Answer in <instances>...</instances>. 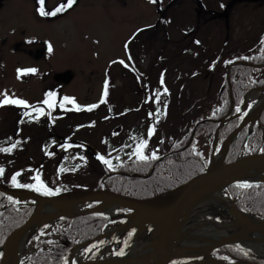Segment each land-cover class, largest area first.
Instances as JSON below:
<instances>
[{
  "label": "rangeland",
  "instance_id": "374dc122",
  "mask_svg": "<svg viewBox=\"0 0 264 264\" xmlns=\"http://www.w3.org/2000/svg\"><path fill=\"white\" fill-rule=\"evenodd\" d=\"M41 1L44 7L51 8L54 4L64 0ZM227 1L201 0L199 4L197 0H177L175 4L167 7V4L172 0H159L161 10H163V7H167L164 8L165 22L159 23L161 13H158L155 4L151 0H78L71 11L54 21L40 18L36 14L34 0H8L0 11V64L3 65V67H0V88L7 87L10 78V87H12L14 83L13 76L19 79L18 74L14 72L16 68L36 70L39 67L40 70L26 74L33 73L32 78L35 80V78H38L36 76L38 73L49 72L51 75L69 73L71 80L68 85L64 86V93L79 97L82 101L81 104H86L85 102L97 99V94H99L106 76L113 75V84L118 90L117 95H120L122 89L131 87L119 76L124 72L121 66L127 56V47L130 56L144 58L141 61L145 66L143 71L146 72L148 70L146 66L158 55V50L165 47V50L171 51L170 54H172L175 43L180 42L181 49L183 50L186 47L191 50V53L182 54L178 59L169 61L171 69L175 65L178 70L172 73L171 70L167 69L163 84L167 87L180 77V79H184V82L180 84L176 82L174 85L175 91H178L185 85L186 80L187 84L182 91L186 92L189 100L187 96L185 98L181 97L187 102L182 111L180 109L176 110L175 107L167 109L171 110V114L162 127L167 128L168 123L171 122L173 124L167 128L169 129L168 132L165 129L163 130L167 133L163 146L160 149H155L157 153L162 154L171 149V144L176 141L175 137L180 135V132L192 126L196 121H204L208 114L207 108H198L197 105L202 104L205 100V94H210L216 90L214 88L216 85L215 76L203 73L208 66L205 60L197 61L203 65L197 67L195 72L199 74L192 77L189 83L186 78L189 74L186 77L184 74L189 72V65L181 60L186 57V60L189 58L192 64L196 65L195 59H199L198 56L193 55L196 51L200 55L208 56L215 52L218 58L227 60L236 55H245L248 50H253L258 46L256 41L262 33L264 4H254L252 0H248V2L242 0L233 2L234 0H232V6L229 7L227 15L228 18L206 16L214 12H209L210 8L214 9L217 5L220 7L218 3H226ZM200 5L206 10L205 13L200 12L202 9ZM186 12L190 16H186ZM169 16H173L172 22L166 23ZM154 24L156 29L153 30ZM190 29L193 31L192 33H188ZM139 31H143V34L136 37ZM224 39H226L227 46L223 44ZM196 45L201 46L196 47ZM15 46L16 49H14ZM39 46L48 47V49L51 46V52L48 50L46 53L51 64L45 65L42 64L44 61L35 59L39 54L38 50L41 49ZM228 46L230 51L227 53ZM190 54L191 56L188 57ZM8 60L12 63L5 64ZM221 63L222 61L216 65L219 68L217 74L221 72ZM40 64L42 65L40 66ZM34 80L17 88L26 93L34 91L33 97L35 99L40 92L41 85H36ZM36 82L40 83L39 81ZM148 83L151 87V81H148ZM112 93H114V90H112ZM112 95H115V93ZM133 99L134 95L127 96L130 104H133ZM194 99L195 101H193ZM77 101L79 102V99ZM189 105H193V107L191 106L192 108L189 109ZM89 111H86V113ZM104 113L105 115H103ZM76 115V121L78 123L84 122L85 126L82 130L76 132L73 139L84 142L95 152H104L105 145L101 142V137L103 134L109 136L107 132L114 135L110 140H113V144L118 146H121L120 143L125 140L130 143L133 139L131 136L127 138L124 135V127L116 129L114 128L116 125L111 128L107 127V125H113L115 119L114 117H108L104 108L93 113L91 117L90 114L86 116ZM186 115H189V120L182 127L181 122ZM102 117H105V119H102ZM71 119L74 118L71 117ZM26 131L27 129L25 131L23 129L24 133ZM65 133L67 134V130H65ZM159 133L162 134V130ZM35 134L36 137H43L42 130ZM85 148L81 149L90 152L88 148ZM81 149L79 151L84 153ZM26 152L29 155L36 154L38 157L41 154L40 149L34 142L27 145ZM70 154L72 155L69 156ZM57 159L61 162V170L58 169L55 160H50L48 170L45 171L44 175L42 169L39 173L37 172L43 183L55 185L61 181L64 188L82 191L85 189L92 190L94 184L98 182L101 173L99 162L96 161L90 164L87 166L89 168H83L84 164L81 160H76L74 151L66 154L63 150L57 156ZM1 162L6 164L8 156L6 160H1ZM9 167L10 165H6L7 170ZM60 177H64V180H60ZM33 183L35 184L36 181ZM214 200L216 199L214 198ZM214 200L212 197L210 201ZM224 217L220 213L219 218L224 219ZM147 231L152 232L153 229L147 228ZM195 259V261H198L199 258Z\"/></svg>",
  "mask_w": 264,
  "mask_h": 264
},
{
  "label": "water",
  "instance_id": "95a60500",
  "mask_svg": "<svg viewBox=\"0 0 264 264\" xmlns=\"http://www.w3.org/2000/svg\"><path fill=\"white\" fill-rule=\"evenodd\" d=\"M3 1L0 0V8ZM261 90H264V88ZM244 104L245 100L243 101ZM263 107L264 98L260 101L254 116L244 118L241 121L238 128L222 144L217 155H215V135L211 162L204 172L180 186L175 191L154 200H135L105 190L95 192H66L53 197H41L23 190L9 189L0 181V191L3 193L36 201L32 216L21 228L9 236L0 251L4 255H8L10 264H18L19 244L24 232L38 225L53 222L60 218L85 214L77 213L75 209L87 203H99V206L92 210L91 213L100 212V207L107 209L117 207L130 210L134 214H139V216L162 218L163 220L160 221L163 227L159 232V239H156L151 245L158 246L164 243V246L161 247V250H158L159 252L154 251L149 254L128 253L77 264H172L180 259L201 256L200 254H193V252L198 250L202 245L212 246L209 252L225 245L239 246L251 252L247 248V245L251 241H254L258 235H264V220H255L252 217L249 219L246 218L248 216H245L243 212L237 210L233 204L231 216L224 210L222 212L230 216V220L236 226H241L242 232L239 234L241 238L221 237L201 239V237H196L186 242L185 227L187 218L194 210V207L207 201L218 191H226L227 187L233 184L252 185L264 183V152L240 156L237 160L231 162L225 161L227 149L239 131L247 124L256 122ZM247 176H256V178L248 182H238V178ZM49 210L51 213H47ZM137 219L138 216L134 222H137ZM226 221L229 222L228 220H224L223 223ZM99 239L101 237L97 238V240Z\"/></svg>",
  "mask_w": 264,
  "mask_h": 264
},
{
  "label": "trees",
  "instance_id": "16d2710c",
  "mask_svg": "<svg viewBox=\"0 0 264 264\" xmlns=\"http://www.w3.org/2000/svg\"><path fill=\"white\" fill-rule=\"evenodd\" d=\"M155 4V8L158 13H161L162 20H165L164 13L166 8L160 9L159 0H151ZM75 1L72 0V3ZM71 3V4H72ZM174 4L176 2H173ZM71 5L67 3L65 10ZM71 8V7H70ZM70 8L68 10H70ZM165 8V9H164ZM164 22V21H163ZM262 51L258 54L247 55L240 57L238 60L245 63V65H237L232 67L229 73V83L226 80V73L223 75V91L218 97L217 104L211 114V121L208 124L199 127L197 134L203 131L209 132L211 138L218 123L225 117L230 108V90L233 99L236 104H240L244 94L255 87L264 86V73H260L264 70V44L262 45ZM234 62L229 61L224 65L227 69L228 66ZM258 78V79H256ZM259 124L264 130V109L261 113ZM238 124V120H232L228 122L220 133V139L223 140ZM189 140V135L185 138L184 144L178 145L171 156L160 160V157H156L148 154H142L147 157L145 160H139L134 156L131 162L127 165L113 164V171L118 173V176L112 178L107 183V188L112 192L119 193L121 195L133 197L136 199L149 198L159 194L162 191L174 189L177 186L187 182L192 177L200 174V169L203 170L207 166V162L203 155H197L194 150L195 140L184 149V145ZM244 140V134L237 138V140L231 145L228 153L227 160H234L238 156L240 146ZM19 159L17 162L20 165ZM120 166V167H119ZM16 168L9 167L8 173L15 171ZM151 171V174L143 178ZM107 171H105L106 173ZM228 192L231 197L237 200L236 205L239 209L254 212L261 216H264V185L259 186H232L228 188ZM3 195L0 194V206L3 202ZM32 213V208L27 207L23 211H16L13 209L7 210L0 214V240L3 243L6 237L18 226H20ZM107 219H104L96 215H88L77 217L73 220H68L70 228L63 237V245L55 247L54 250L49 252H43L34 257L32 260L37 264H60L61 257L67 248V245L72 244V239H78L80 242H85L96 237L106 225ZM0 243V246L3 244ZM68 243V244H66ZM219 255H226L234 258L237 261H252L244 252L237 250L233 247H225L218 250ZM253 262V261H252ZM258 264H264V262H258Z\"/></svg>",
  "mask_w": 264,
  "mask_h": 264
},
{
  "label": "flooded vegetation",
  "instance_id": "af4514ba",
  "mask_svg": "<svg viewBox=\"0 0 264 264\" xmlns=\"http://www.w3.org/2000/svg\"><path fill=\"white\" fill-rule=\"evenodd\" d=\"M7 2V1H6ZM4 2L2 4L3 5L6 3ZM2 10V8H1ZM0 10V11H1ZM40 47V46H39ZM17 47L15 46L14 49H16ZM41 49H39V54H37L36 56V60H42L44 62H42V64L48 65V62L46 60V58H42L45 54V48L42 46L40 47ZM35 56V54L33 55V57ZM31 57V56H29ZM178 59V58H176ZM137 60L140 61V58H129V62L127 63L129 65V63L131 64V61ZM12 61L8 60L7 62H5V64H11ZM40 64V65H42ZM139 64V62L137 63ZM128 68H125V73H123L124 78H122L124 81H126V83L128 85H130V78H137V82L135 81L136 84V88L133 89L131 87L126 88V89H122L121 92V96H115L114 98H112V96H108V94H102L103 92L101 91L100 95H99V99L97 102H91L89 103V105H96L95 108H104L105 112L107 113L108 117L113 118V110L115 107L119 106L122 111H121V115L122 121L126 119L125 123L131 124L132 121H134V119H132L128 113L130 112L129 106H130V100H127V96H129L130 94H134V96L137 97L136 101L139 102V104H141V107L139 108L138 112H142V118L146 117L147 115L151 114V104L149 102L148 99L145 98V96L150 97L151 94H155L154 97H157V95L160 94V90L159 88H150L149 86V79L151 77L150 75V70L151 68L148 70L147 75L145 76V78L143 77L142 73L140 72V69H142V67L144 68L145 66L142 64L141 67H130L128 66ZM132 66V64H131ZM148 66H150V64H148ZM147 67V66H146ZM137 72V77L133 72ZM17 71V68L15 69V73ZM131 71V72H130ZM33 74H26L21 72L19 75V79L16 78L15 76H13L12 80H13V86L10 87V80L11 78L8 80L7 82V87H2L0 88V99L4 98V95H7L10 98H14V99H23L26 102H28V104H31L32 102H34V100H36L34 102L33 105L36 106H42L45 109V115L43 116H39L38 118L36 117V114L34 111H32L30 113V115L33 117V119H31V121L29 122V118L28 117H24L23 116V112L26 111V109H24L22 106H16V105H3L0 106V146H6V145H10L12 144L17 138H25L22 137V130L24 128H31L32 125L34 124L35 126L42 128L43 131V137H34L31 136L30 139L31 141H33L34 143H36L37 145H41L42 147V151L47 153L50 149L53 150V153L55 156L59 155L62 150L64 149V143L66 142V138H65V127L68 126V124L65 122V117H64V112L65 109L68 108L70 106L71 103H68L69 105L66 107V103L64 105V108H60L58 101L60 99H62L64 96H66L64 94V88L62 84H59V82L61 81V79L59 77L53 76L50 78L49 73L48 72H44V73H38L36 74V76H38V78H32ZM141 76V77H140ZM127 77V78H126ZM155 77V74H154ZM140 78L142 79V83L140 81ZM34 80L36 85H41V89L39 94H37V97H33V92L30 93H26L20 89H18V86L21 85H25L28 82ZM154 80L153 79V84H154ZM39 81L40 83L36 82ZM45 92H54L56 94V96L54 97V99L57 101V104L54 108L52 109H48L47 105H43L42 102L44 100V93ZM69 97V96H68ZM141 98V99H140ZM77 99H79V102H81L79 97H75V100L77 101ZM132 102H135V99L132 100ZM158 102L159 100L157 99V102L153 103V108L155 109L158 106ZM87 105V102H85ZM72 105V104H71ZM88 105V106H89ZM94 108H91V111ZM72 110V109H71ZM116 110V108H115ZM86 109H82L80 111L81 115H83L85 113ZM50 113V115H49ZM127 117V118H126ZM115 119H118L117 116L114 117ZM48 119V121H47ZM137 126L140 125V119H137L136 121ZM31 130V129H30ZM32 131V130H31ZM74 135L76 134L73 133ZM11 138V139H9ZM26 140L28 138H25ZM103 142V140H102ZM47 146V147H45ZM44 154V153H43ZM47 155V154H46ZM45 160H42L41 162L39 161V163L42 165L44 163ZM39 164V165H40ZM60 180H64V177H60Z\"/></svg>",
  "mask_w": 264,
  "mask_h": 264
},
{
  "label": "bare ground",
  "instance_id": "6f19581e",
  "mask_svg": "<svg viewBox=\"0 0 264 264\" xmlns=\"http://www.w3.org/2000/svg\"><path fill=\"white\" fill-rule=\"evenodd\" d=\"M236 0H234L233 2H235ZM220 4V7L217 5V7L215 6L214 10V14L213 16L216 18L223 16L225 19L228 15L229 12V7L232 6V0H228L226 3L224 2H220L218 3ZM186 16H190V14L188 12L185 13ZM228 18V17H227ZM261 31L262 33H264V25L261 27ZM249 40V37L247 38ZM224 43L227 45L226 39H224ZM245 47V46H243ZM230 47L228 46V50L227 53L230 51L229 49ZM234 54V53H233ZM231 54V55H233ZM239 57V55H236L235 57L231 58L230 60H235ZM261 74L264 73V70L260 72ZM258 79V78H256ZM258 94L255 91H252L248 94V96L246 97L245 103H246V108H247V113L250 114V116H254L255 114V110L257 109V107L259 106L258 102L262 99V97L256 102V98H257ZM250 102L252 105H250ZM243 109H245V106H243ZM237 114V111H233L232 113H230V115H228L227 117H225V119L223 120V124H227L228 122L231 121V119ZM74 153H77L74 151ZM81 160L83 165V168H89L87 166H89L91 163H87L86 161H84L83 159H81L79 156H76V160ZM256 176H247L244 178H238V182H248L251 181L253 179H255ZM216 200L214 201H205L202 202L200 205H196L194 207V210L189 214L188 218H187V222H186V227H185V236H186V242L190 241V239L192 238H196V237H201V239H210V238H241V232H242V228L241 226L238 227L236 226V224H234V222H232V220L230 222H219L217 219H215V216H220V213L222 212V210H224L225 212H227V214H229L231 216L232 214V203L230 202V200L228 199L226 192L224 190H220L217 193H215V197ZM103 210H105V213H107L108 215H112V210L110 211V209L108 208H104ZM47 213H51V211H47ZM211 215L212 219H209L208 216ZM47 216V215H46ZM229 216V217H230ZM245 218V217H244ZM246 218H250V217H246ZM154 226H157V224H153ZM159 232H160V227L157 226L156 228V232L154 233L155 237L152 240L151 244L154 243V240L157 238L159 239ZM28 236V231L24 232V234L22 235L20 242L23 246L26 247V242L24 241ZM152 239V236L146 237L144 235V233L140 232L139 229V233L138 236L136 237V239L134 240V243L132 246H130V251L132 252H139L141 254H148L151 251V247L149 245L150 241ZM147 240V241H145ZM159 243V241H158ZM164 246V243H161L160 245L157 246V248H161ZM212 246L210 245H202L198 250H196L194 253L196 254H200V255H208L209 250L211 249ZM247 248L251 251H253L254 253L261 255L264 257V238H261V234L259 235V237H257V239L253 242L251 241L248 245ZM9 257L8 255L5 256V262L6 264H10L8 263ZM242 264H247V261L243 260L241 261Z\"/></svg>",
  "mask_w": 264,
  "mask_h": 264
},
{
  "label": "snow or ice",
  "instance_id": "6c2138e0",
  "mask_svg": "<svg viewBox=\"0 0 264 264\" xmlns=\"http://www.w3.org/2000/svg\"><path fill=\"white\" fill-rule=\"evenodd\" d=\"M72 3V0H68V4L71 5ZM63 9L58 7L55 9L56 12H59V11H62ZM37 11L39 12V14L41 16H47V15H53L54 13L53 12H50V11H45L43 7L41 8H38ZM49 52H51V46H49ZM36 70L35 69H17V74L18 76L20 75L21 72H25V73H28V72H35ZM105 85L107 86V81H105ZM56 96V94L54 92H45L44 93V100L42 102L43 105H47V108L48 109H52L56 106L57 104V101L54 99V97ZM65 103H71L74 105V107L78 110L80 108V106L78 104H75V101L73 100L72 97H68V96H64L62 99H60L58 101V104H59V107L60 108H64V105ZM3 105H16V106H22L24 109H26V111L23 112V116L24 117H28L29 118V122L31 121V119H33V117L30 115V113L32 111L35 112L36 114V117L38 118L39 116H43L45 115V109L42 107V106H36V105H30L28 104V102H26L25 100L23 99H14V98H10L8 97L7 95H4V98L3 99H0V106H3ZM96 105H89L88 108L91 109V108H95ZM237 111L239 112L240 109L237 108ZM50 115V113H49ZM152 128L150 127L148 129V132L149 134L152 133ZM11 139V138H9ZM19 144V141L11 144L10 147H3V146H0V152H11L13 148H15L17 145ZM147 144V141L146 140H141L139 142V144L134 148L133 150V154L136 156L137 159L139 160H145L147 159V157H145L143 154H142V149L145 147V145ZM47 147V146H45ZM261 151H264V148L261 149ZM46 154H49L50 153H46ZM197 155H199V153H197ZM154 158V156H153ZM81 159H83L81 157ZM97 159H99L102 163L108 165L109 167H111V163L109 160L105 159L103 156H99L97 157ZM74 170V169H73ZM201 171H203V168L200 169ZM3 168H0V174L3 173ZM59 171V170H58ZM19 175V172L17 173H14L11 177V183L13 184V186H16V187H23V188H32L34 189L35 191H38V192H41L42 194L44 195H48V196H51V195H54L55 192L51 189V188H48L47 186L44 185V183L41 181L39 175L37 176H34L33 179L36 181L35 184H19L17 182V176ZM242 187H245L247 186L246 184L245 185H241ZM55 191H59V189H56ZM9 199H11L9 197ZM47 227V226H45ZM128 236L131 237L132 236V232H129L128 233ZM0 243H3V240H0ZM103 243V242H101ZM237 248H239V246H237ZM239 250L241 252H244V249L242 248H239ZM85 253L89 252V249L88 248H85L84 249ZM117 255H123L124 254V249L121 248L119 250V252L116 253ZM247 253L245 252V255Z\"/></svg>",
  "mask_w": 264,
  "mask_h": 264
},
{
  "label": "clouds",
  "instance_id": "9594fccd",
  "mask_svg": "<svg viewBox=\"0 0 264 264\" xmlns=\"http://www.w3.org/2000/svg\"><path fill=\"white\" fill-rule=\"evenodd\" d=\"M0 67H3V65H2V64H0Z\"/></svg>",
  "mask_w": 264,
  "mask_h": 264
}]
</instances>
